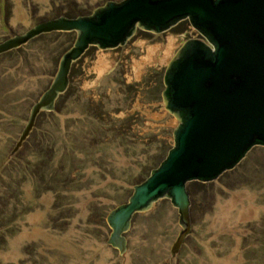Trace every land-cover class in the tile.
<instances>
[{"label":"rangeland","instance_id":"374dc122","mask_svg":"<svg viewBox=\"0 0 264 264\" xmlns=\"http://www.w3.org/2000/svg\"><path fill=\"white\" fill-rule=\"evenodd\" d=\"M106 1L0 0V41ZM195 31L179 21L160 33L136 26L123 44L89 45L53 109L39 111L18 146L70 46L45 32L0 53V264H264L262 145L217 179L186 183L190 227L174 253L182 226L168 197L132 215L123 251L107 242L108 213L162 160L158 140L173 144L179 119L165 108L163 74L184 33ZM153 44L160 47L142 59Z\"/></svg>","mask_w":264,"mask_h":264},{"label":"water","instance_id":"95a60500","mask_svg":"<svg viewBox=\"0 0 264 264\" xmlns=\"http://www.w3.org/2000/svg\"><path fill=\"white\" fill-rule=\"evenodd\" d=\"M178 21L181 30L192 25L204 39L182 43L164 70L165 108L179 122L162 160L106 217L107 242L119 252L132 215L168 197L182 226L174 253L190 227L186 183L217 179L252 146H264V0H108L89 14L42 20L0 41L2 53L41 33L76 32L51 83L32 104L18 146L39 111L53 109L67 88L72 61L89 45L112 48L128 40L136 26L160 33Z\"/></svg>","mask_w":264,"mask_h":264},{"label":"trees","instance_id":"16d2710c","mask_svg":"<svg viewBox=\"0 0 264 264\" xmlns=\"http://www.w3.org/2000/svg\"><path fill=\"white\" fill-rule=\"evenodd\" d=\"M86 12H89V10H85L84 11V7L83 6L77 5L73 9H70L68 11H63L62 13L57 14V16L65 15V16H69V17H75V16H78V15L85 14ZM43 34H48V33H41L40 34L41 36L38 35L39 38L43 37L44 36ZM52 34L53 35L62 36L65 39V43L66 44H65L64 50L72 45V43H73V41L75 39V36H76V32L73 31V30H71V31H52V32H50V35H52ZM21 46H19V47H21ZM19 47H17V48H19ZM14 49H16V48H14ZM11 50H13V49H11ZM69 75L70 76L72 75V71H70ZM160 86H161V83H160ZM150 97L154 98L155 94H152V96H150ZM158 141H159V144L157 145V152H159L161 155H163V156H161V159H162L165 156V154H166L167 150L169 149L170 145L167 144L164 140H158ZM150 162H153V161L148 160L149 164H150ZM157 165H158V162L156 164H151V166H149L150 169H149L148 173L146 174V176L149 174L150 170L152 168H154L155 166H157Z\"/></svg>","mask_w":264,"mask_h":264},{"label":"bare ground","instance_id":"6f19581e","mask_svg":"<svg viewBox=\"0 0 264 264\" xmlns=\"http://www.w3.org/2000/svg\"><path fill=\"white\" fill-rule=\"evenodd\" d=\"M174 38V37H173ZM172 43H173V41H172V37L170 36L169 38H168V43H167V45H165V54H167L168 52H169V50H170V48L172 47ZM146 47V46H145ZM156 47H160L159 46V44H153V45H148L146 48H148L147 50H148V53H147V55L146 56H144V57H142V59H146V58H149L150 57V54L152 53V51L153 50H155V48ZM164 51V50H163ZM164 58H165V56H164ZM102 59V58H101ZM141 59V60H142ZM107 60V59H106ZM163 60V59H162ZM98 62V61H97ZM140 62V61H139ZM147 62V61H146ZM109 63V62H108ZM135 63V62H134ZM144 63H145V61H144ZM107 64V63H106ZM104 65H105V63L103 64H101L100 63V69H103L104 68ZM136 65V64H135ZM135 67V66H134ZM138 67H141V66H138ZM107 68V67H106ZM97 69V68H96ZM138 69V68H137ZM98 70V69H97ZM157 115V114H156Z\"/></svg>","mask_w":264,"mask_h":264},{"label":"flooded vegetation","instance_id":"af4514ba","mask_svg":"<svg viewBox=\"0 0 264 264\" xmlns=\"http://www.w3.org/2000/svg\"><path fill=\"white\" fill-rule=\"evenodd\" d=\"M184 36H185L186 39L183 42H181V43H185L189 39H204V37L197 30L195 31V34H192V33H184ZM174 114L176 115V113H174Z\"/></svg>","mask_w":264,"mask_h":264}]
</instances>
